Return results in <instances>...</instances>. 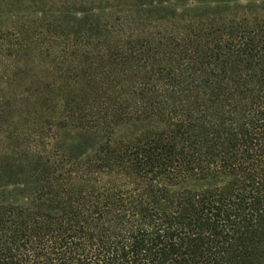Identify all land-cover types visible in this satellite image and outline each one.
Masks as SVG:
<instances>
[{
	"label": "trees",
	"instance_id": "obj_1",
	"mask_svg": "<svg viewBox=\"0 0 264 264\" xmlns=\"http://www.w3.org/2000/svg\"><path fill=\"white\" fill-rule=\"evenodd\" d=\"M34 3L0 27L53 79L14 132L0 97V264H264V0Z\"/></svg>",
	"mask_w": 264,
	"mask_h": 264
},
{
	"label": "rangeland",
	"instance_id": "obj_2",
	"mask_svg": "<svg viewBox=\"0 0 264 264\" xmlns=\"http://www.w3.org/2000/svg\"><path fill=\"white\" fill-rule=\"evenodd\" d=\"M4 1V0H0ZM5 15L0 17V27L18 28L24 30L22 36L32 40L34 34V0H5ZM203 2H211L212 0H201ZM191 2H186V4ZM14 13L15 17L9 14ZM25 45V44H24ZM27 49L20 53L17 59L9 64H0V97L9 102L10 107L6 116L2 119V129H10L12 132L16 130L17 125H25L26 121L35 116L44 114V100L51 99L45 89L47 82L53 80L46 73L45 66L48 62L44 55L35 51V45L28 43L25 45ZM46 48V46H43ZM41 53V52H40ZM15 121V122H13ZM145 126H127L121 128V135L130 136L139 133ZM142 129V130H141ZM145 129V128H144ZM78 135L72 134L65 138L67 143L71 138ZM91 143V142H90Z\"/></svg>",
	"mask_w": 264,
	"mask_h": 264
}]
</instances>
